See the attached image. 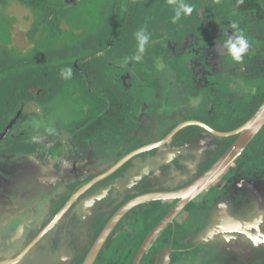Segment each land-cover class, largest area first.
<instances>
[{"label": "flooded vegetation", "instance_id": "1", "mask_svg": "<svg viewBox=\"0 0 264 264\" xmlns=\"http://www.w3.org/2000/svg\"><path fill=\"white\" fill-rule=\"evenodd\" d=\"M201 15L197 33L157 22L141 55L118 39L112 55L79 50L75 70L33 67L24 93H0V264H189L207 252L264 264V125L201 186L264 100L236 76L244 66L221 62L226 45L206 41L205 24L216 37L225 22Z\"/></svg>", "mask_w": 264, "mask_h": 264}, {"label": "rangeland", "instance_id": "2", "mask_svg": "<svg viewBox=\"0 0 264 264\" xmlns=\"http://www.w3.org/2000/svg\"><path fill=\"white\" fill-rule=\"evenodd\" d=\"M115 0H77L76 3L65 6L64 2L61 0H49L56 5V10H51L48 7H45L43 4H32L28 8L26 5L21 4L18 0H0V49H7L5 53L10 54L12 57L14 65H12V73L18 68L24 66L31 62L29 59H33L35 63L32 65L26 66L27 71L34 72V68H41V72H44L47 66L53 64L60 65L64 71L72 70L71 64L73 61V54H77V51L83 50L85 54L91 52L94 49V46L106 48L107 52L114 51L116 44L120 43L117 41L122 38V35L118 34L120 28V19L115 23H110L107 18L110 7L113 5ZM74 2V1H72ZM118 4L122 5V0H118ZM61 5V6H59ZM148 3L142 6L141 15L136 22H133L132 25H136L133 29H130L132 26H128L125 37H129L130 46L136 44L135 51L137 49V55H141V52L144 51L142 47L147 46L151 35L149 32H146L144 39L141 36V42L144 40L143 46L139 40V29L141 27V21L144 20V27H150L148 25L149 21L154 22V25L157 24L161 14L155 10V18L149 17L147 12ZM120 7V6H119ZM123 13V9H120ZM120 11V13H121ZM127 13V11H125ZM30 16V22H27V18ZM161 18V17H160ZM149 20V21H147ZM129 18L124 20V24L127 25ZM33 24V25H32ZM123 27V24H122ZM22 30H29V40L22 41ZM25 32V31H24ZM21 36V37H20ZM193 36H195L193 34ZM159 38V37H158ZM109 43L112 47H107ZM117 41V43H116ZM126 45V51H131ZM142 48V50H140ZM4 53V55H5ZM36 53V54H34ZM148 52L145 51L144 57L141 58V62H148V59H145ZM163 55L171 57L176 55L174 52H164L161 51ZM127 56H131L127 54ZM132 58V57H131ZM139 59V58H138ZM138 59L134 58L132 64L137 67L138 70L139 63ZM3 59L0 58V63ZM102 60V59H101ZM17 62V63H16ZM158 73L157 77L159 82L166 83L168 81L170 67L165 65H160L157 63ZM2 64L0 65V68ZM9 67V68H11ZM14 68V70H13ZM5 72L7 71L4 70ZM4 74L0 73V77ZM29 82V80H27ZM35 80L33 79L31 83L33 84ZM30 83V84H31ZM182 97V96H181ZM179 97V98H181ZM58 107V105H56ZM210 256H207L205 261L199 260L194 262V264H235L236 259L231 260L229 257L222 255L220 260H214L212 253L207 252ZM239 264V261H237ZM246 264V262H243ZM255 264V263H252ZM258 264V262H257Z\"/></svg>", "mask_w": 264, "mask_h": 264}, {"label": "trees", "instance_id": "3", "mask_svg": "<svg viewBox=\"0 0 264 264\" xmlns=\"http://www.w3.org/2000/svg\"><path fill=\"white\" fill-rule=\"evenodd\" d=\"M19 1L29 5H38L40 3L45 7H48L49 5V8H53L51 10H54V3L49 2V0ZM147 3L146 13L148 14V18L152 16L155 17V10H157L158 13H156V15L161 14L160 17H167L168 19L163 18L165 20H171L172 18L177 24L179 21L186 23L191 21L196 25L195 33L199 31L197 21L198 18L202 17L201 11H206L208 14L207 17L213 19L215 24L217 21L216 18H221V21H224L225 23H221L220 36H213L212 31L215 26L214 24H205V31H207V34L210 33L209 36H206V41L213 43L216 38L220 40L223 45H226V47L223 48L229 50L228 45L230 42L236 43L241 37L245 38L250 46L246 50V53L242 54V59L240 61H237L232 54L228 52L224 55L221 54L220 60L224 63L226 62L223 61L224 58L227 59V62H230L229 58H232L235 65L244 66L247 70H240L236 73V76L240 81L253 83L262 88V97L264 96V0H122V5H119L118 0H115L110 7L108 19L110 23H115L120 19V28L118 30L119 35L127 32L126 30L128 26H131L133 22L137 21L139 15H141L142 6ZM187 7H192V12L187 13L185 11ZM120 9H123V13ZM125 11H127V13H125ZM127 16L129 21L127 22V25H125L124 20ZM140 23L142 26L144 20ZM233 25H235V27H233ZM135 26L136 25H132L129 31ZM228 29H231L233 32H229ZM232 33L235 34L234 40H224L225 34ZM94 49L97 50L102 48L95 45ZM6 50V48L0 49V58L3 59L0 63V65L2 64L0 73L3 72L4 74L0 77V93L6 97H9L13 93L16 98L18 94L24 93L25 91L23 83L26 80L31 79L33 72L27 71L26 66L32 65L34 61L32 58H29L31 62L24 64V66L15 67L18 69L12 73L11 66L14 65V62L11 60H13V58L9 57V53H5ZM190 65L192 66V63H190ZM71 68L72 70H75L72 64ZM6 69L7 71L5 72L4 70ZM53 69L57 75L62 74L61 72L64 70L61 66ZM26 82L29 84L31 83V81ZM30 85H32V83ZM259 102H261V100L255 101L254 105L249 107L248 115L260 105Z\"/></svg>", "mask_w": 264, "mask_h": 264}, {"label": "water", "instance_id": "4", "mask_svg": "<svg viewBox=\"0 0 264 264\" xmlns=\"http://www.w3.org/2000/svg\"><path fill=\"white\" fill-rule=\"evenodd\" d=\"M264 125V100L261 105L256 109L253 115L242 124L235 132H240L241 137L238 138V141L235 142L230 149L227 151V155L222 157L220 163L215 164L213 168L206 171L203 175V180L201 181V186L209 183L208 180L215 179L216 175L219 173L220 168H224L232 157L242 148L249 140H251L255 134L261 129ZM205 180V181H204ZM200 182V183H201ZM200 186V187H201Z\"/></svg>", "mask_w": 264, "mask_h": 264}, {"label": "crops", "instance_id": "5", "mask_svg": "<svg viewBox=\"0 0 264 264\" xmlns=\"http://www.w3.org/2000/svg\"><path fill=\"white\" fill-rule=\"evenodd\" d=\"M19 1V0H18ZM63 1V0H62ZM71 0H69L68 2H70ZM21 2V1H20ZM64 2V1H63ZM21 4H24V5H26L28 8L30 7V5L29 4H25V3H23V2H21ZM42 5V4H41ZM156 17V16H155ZM154 17V18H155ZM163 18H166V19H168L167 17H159V21H158V30H160V28L163 26V22L164 21H166L165 19H163ZM27 22H30L29 21V17L27 18V20H26ZM147 21H149V20H147ZM168 22H169V27H171V26H173V25H177V23L171 18V20H168ZM148 25H150V27H147V25H146V27H144V24L139 28V31H138V33L139 34H141V36H143V35H146L147 33H145L144 31H146V32H149V34L151 33V31H152V29L154 28V22H151V21H149V23H148ZM142 30H144V31H142ZM25 31V32H24ZM22 30V37H21V39H22V41H28L29 39V30ZM160 31H162V29L160 30ZM126 33V32H125ZM125 33H123V35H122V38H121V42L123 41V43L126 41V44H127V46L128 47H131L130 46V43H129V40H127L128 38L127 37H125ZM113 54V53H112ZM112 54H110V53H108L107 51H106V53H105V55H107V56H109V55H112ZM27 81V80H26ZM29 81H32V77H31V79H29ZM25 83H23V85H24ZM262 103V102H261ZM261 103H260V105H261ZM259 105V106H260ZM258 106V107H259ZM257 107V108H258ZM253 115V114H252ZM189 264H194L193 262H191V263H189Z\"/></svg>", "mask_w": 264, "mask_h": 264}, {"label": "clouds", "instance_id": "6", "mask_svg": "<svg viewBox=\"0 0 264 264\" xmlns=\"http://www.w3.org/2000/svg\"><path fill=\"white\" fill-rule=\"evenodd\" d=\"M193 8L192 7H187L185 11L187 13L192 12ZM235 27V25H233ZM143 46V41L141 42V47ZM249 43L246 41L245 38L241 37L236 41V43H229L228 47L230 52L232 53V56L237 60L240 61L242 59V54L246 53V50L249 47Z\"/></svg>", "mask_w": 264, "mask_h": 264}, {"label": "bare ground", "instance_id": "7", "mask_svg": "<svg viewBox=\"0 0 264 264\" xmlns=\"http://www.w3.org/2000/svg\"><path fill=\"white\" fill-rule=\"evenodd\" d=\"M210 244V243H209ZM261 245V244H260ZM250 260V259H249Z\"/></svg>", "mask_w": 264, "mask_h": 264}]
</instances>
